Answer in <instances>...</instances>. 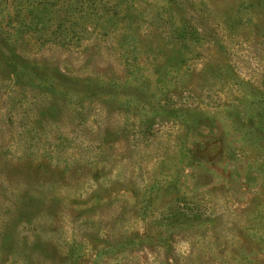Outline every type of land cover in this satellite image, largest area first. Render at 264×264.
Segmentation results:
<instances>
[{
	"label": "rangeland",
	"instance_id": "374dc122",
	"mask_svg": "<svg viewBox=\"0 0 264 264\" xmlns=\"http://www.w3.org/2000/svg\"><path fill=\"white\" fill-rule=\"evenodd\" d=\"M0 264H264V0H0Z\"/></svg>",
	"mask_w": 264,
	"mask_h": 264
}]
</instances>
